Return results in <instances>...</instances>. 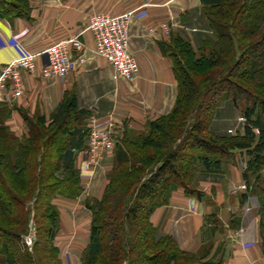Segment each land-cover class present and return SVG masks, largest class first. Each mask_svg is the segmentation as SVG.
<instances>
[{
	"label": "trees",
	"instance_id": "trees-1",
	"mask_svg": "<svg viewBox=\"0 0 264 264\" xmlns=\"http://www.w3.org/2000/svg\"><path fill=\"white\" fill-rule=\"evenodd\" d=\"M200 2L215 40L196 50L172 39L174 108L151 121L147 133L116 143L101 197L85 201L92 220L81 264H209L160 236L151 218L179 189L201 198L200 174L222 173L237 156L245 161L243 202L261 200L264 238V0ZM29 14L28 0H0L1 19ZM230 99L245 121L236 133L220 135L211 125ZM86 117L71 94L51 122L24 115L28 133L21 137L0 117V264H63L56 201L84 192L76 160L90 135ZM31 229L32 247L25 242Z\"/></svg>",
	"mask_w": 264,
	"mask_h": 264
},
{
	"label": "crops",
	"instance_id": "crops-1",
	"mask_svg": "<svg viewBox=\"0 0 264 264\" xmlns=\"http://www.w3.org/2000/svg\"><path fill=\"white\" fill-rule=\"evenodd\" d=\"M28 1V18L12 22L0 18V68L25 52L36 56L34 70L20 72L21 96L13 93L12 81L0 88V111H4L0 117L18 137L28 133L24 115L51 122L70 94L76 96L78 110L87 113L88 127L92 119L99 125L116 124V142L145 134L151 121L171 113L178 97V81L169 55L172 39L182 38L196 50L215 40L200 0ZM127 13L136 14L129 45L139 65L133 81L114 79V69L92 53L95 42L87 30L92 14ZM73 37L80 38L88 48L85 63L65 79L46 77L47 49ZM240 116L235 104L228 101L218 110L212 130L220 135L233 128L239 130ZM87 152L88 139L84 149L78 151L79 170L84 169ZM113 163L114 152L104 153L89 172L90 177L85 178L83 194L76 200L56 201L61 212L58 242L63 255L72 254L73 264H81L89 243L92 214L85 201L101 197ZM244 168L245 161L237 156L225 164L222 173L200 174L201 198L188 197L182 189L175 191L169 204L152 215L159 235L172 237L184 252L204 256V263L264 264L261 200L250 196L243 202Z\"/></svg>",
	"mask_w": 264,
	"mask_h": 264
},
{
	"label": "built area",
	"instance_id": "built-area-1",
	"mask_svg": "<svg viewBox=\"0 0 264 264\" xmlns=\"http://www.w3.org/2000/svg\"><path fill=\"white\" fill-rule=\"evenodd\" d=\"M136 14L127 13L119 16L110 14H92L88 18L87 30L92 33L95 47L92 53L103 58L114 69V79L133 81L139 70L137 59L129 52L131 28ZM87 46L78 37L61 40L46 51V77L65 79L77 67L85 63ZM77 57L74 58V54ZM36 56L25 52L18 60L0 68V88H4L7 81H12L16 96L22 95L23 81L21 71H33ZM241 123L245 121L239 117ZM90 135L88 137V159L84 164L83 174L89 170L101 155L112 153L116 147L114 133L116 124L99 125L95 119L90 121ZM234 134L233 130L228 131ZM31 244V242H28Z\"/></svg>",
	"mask_w": 264,
	"mask_h": 264
},
{
	"label": "rangeland",
	"instance_id": "rangeland-1",
	"mask_svg": "<svg viewBox=\"0 0 264 264\" xmlns=\"http://www.w3.org/2000/svg\"><path fill=\"white\" fill-rule=\"evenodd\" d=\"M233 102L231 99L230 100H227V101H225L220 107H219V109L218 110H220L227 102ZM218 112V111H217ZM239 113H240V115H241V112L239 111ZM238 123L239 124H241V122H240V120H239V118H238ZM241 127H242V125H241ZM240 127V128H241ZM239 128V129H240ZM231 130H233L234 131V133H236L237 132V130L238 129H235V128H233V129H231ZM229 134V133H228ZM99 160L100 159H98L97 161H96V163L93 165V166H91L90 167V169L89 170H86V173L85 174H83L82 173V171L80 170V172H81V176H82V181L84 182V180H85V178L86 177H90V173L89 172H91V170H92V167H94L98 162H99ZM113 165H114V163H113ZM89 173V174H88ZM108 177V176H107ZM244 192H245V190H244ZM35 239V231H33V229H31V231H30V233L25 237V242L27 243V245L28 246H30V247H32V245H33V240ZM59 239V238H58ZM28 242H31V244H28ZM62 255V260H63V264H73V260H72V254H70L69 252L68 253H64V255L63 254H61Z\"/></svg>",
	"mask_w": 264,
	"mask_h": 264
}]
</instances>
